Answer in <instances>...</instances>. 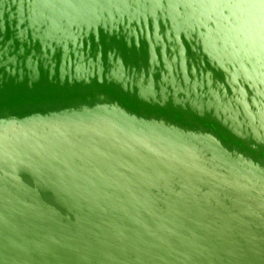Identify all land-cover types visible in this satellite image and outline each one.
<instances>
[{
	"label": "water",
	"instance_id": "95a60500",
	"mask_svg": "<svg viewBox=\"0 0 264 264\" xmlns=\"http://www.w3.org/2000/svg\"><path fill=\"white\" fill-rule=\"evenodd\" d=\"M0 264H264V0H0Z\"/></svg>",
	"mask_w": 264,
	"mask_h": 264
}]
</instances>
